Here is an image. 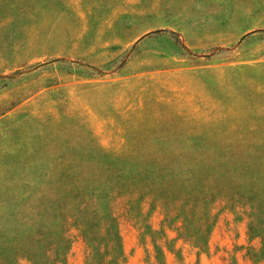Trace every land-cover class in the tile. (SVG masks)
<instances>
[{
	"label": "rangeland",
	"instance_id": "obj_1",
	"mask_svg": "<svg viewBox=\"0 0 264 264\" xmlns=\"http://www.w3.org/2000/svg\"><path fill=\"white\" fill-rule=\"evenodd\" d=\"M0 264H264V0H0Z\"/></svg>",
	"mask_w": 264,
	"mask_h": 264
},
{
	"label": "trees",
	"instance_id": "obj_2",
	"mask_svg": "<svg viewBox=\"0 0 264 264\" xmlns=\"http://www.w3.org/2000/svg\"><path fill=\"white\" fill-rule=\"evenodd\" d=\"M172 34H174V32L173 31H170Z\"/></svg>",
	"mask_w": 264,
	"mask_h": 264
}]
</instances>
